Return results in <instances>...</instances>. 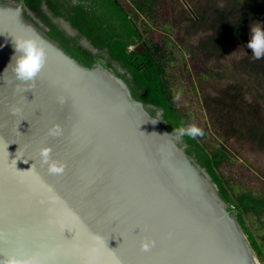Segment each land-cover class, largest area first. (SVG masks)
<instances>
[{
  "label": "water",
  "instance_id": "1",
  "mask_svg": "<svg viewBox=\"0 0 264 264\" xmlns=\"http://www.w3.org/2000/svg\"><path fill=\"white\" fill-rule=\"evenodd\" d=\"M29 12L21 2L0 0V140L7 135L9 112L29 117L18 126L22 134L32 133L21 144L35 140L28 163L15 159L16 143L0 162V233L27 229L55 239L63 251L52 264H260L234 212L170 131L162 111L150 113L122 78L100 64L84 66L65 53ZM15 35L35 37L46 51L30 81L17 79L9 65ZM43 146L63 165L61 171L74 170V189L66 190L65 177L40 185L10 175L7 159L21 172L36 168L31 158L43 165ZM89 190L92 201L73 199ZM98 205L105 210L99 212ZM66 215L76 231L65 229L57 237L49 226ZM134 224L140 228L131 232ZM8 256L21 259L0 251Z\"/></svg>",
  "mask_w": 264,
  "mask_h": 264
},
{
  "label": "trees",
  "instance_id": "2",
  "mask_svg": "<svg viewBox=\"0 0 264 264\" xmlns=\"http://www.w3.org/2000/svg\"><path fill=\"white\" fill-rule=\"evenodd\" d=\"M43 0H23L25 5L31 11L37 14L46 22L48 18L43 14L40 4ZM55 14H61L54 6L50 4V0H44ZM69 21L72 26L77 28L80 33L88 38L92 45L102 49L107 47L109 57L115 61L122 63L123 66L130 70L132 76L129 80V87L133 98L141 101L148 106L150 113H154L156 109H160L161 117L168 125L172 133L182 127H189V117L184 109L180 106L175 98L170 81L167 78L165 65L167 56L164 52L156 55V60L149 58L147 55L143 60V65L134 67L133 52L129 51L130 46L136 43L137 33L135 28L128 20V10L122 3H114L111 0H70ZM143 12L149 19L157 17L159 12L155 10L156 0H128ZM188 8L185 6L180 10L178 17L187 19L192 22V27L197 29L199 26L204 27L209 33L202 37L199 41V56L201 61L206 62L213 55L221 53L228 49H236L244 46L250 39V26L256 21L264 20V0H186ZM163 11L164 22L172 15L169 14L174 8H168L164 3ZM181 20L177 23H181ZM171 25V27H169ZM166 30H172L173 34L181 35V29H174L173 23H168ZM52 38H57L61 42L67 52L75 59L83 62L86 66H90L97 55H92L90 51L79 45H69L59 35L47 33ZM185 34V32L183 33ZM54 35L55 37H53ZM55 38V39H56ZM194 59L199 63V59ZM264 58V57H262ZM261 63L252 62L251 71L261 70ZM207 66V64H204ZM203 65V66H204ZM202 66V65H201ZM250 73V72H249ZM210 77L209 73L205 74ZM118 76V75H117ZM245 73V77H248ZM221 77V76H217ZM245 87L247 84H244ZM236 88L242 86L236 84ZM228 107L221 108V111L227 115L236 114V110L241 103V99L235 95H231ZM241 111L242 109L239 108ZM243 116V115H241ZM244 117V116H243ZM244 120L239 122L244 123ZM236 122V117H235ZM238 122V123H239ZM241 123V124H242ZM240 124V125H241ZM235 123L230 124L229 136L236 138H246L255 146L264 147V128L261 121H252L251 124L244 123L245 129L241 130ZM239 126V124H238ZM200 129L202 136L196 138L185 135L179 140L180 144L185 145V152L195 158L196 162L205 168L211 180L216 184L220 197L228 204V210L234 212L245 236L247 237L252 249L255 252L260 264H264V186L255 188H243L237 186L230 180L225 172L224 167L230 164V153L227 147L220 143L214 148H209L206 144L208 136L207 128ZM247 219L253 220L252 226Z\"/></svg>",
  "mask_w": 264,
  "mask_h": 264
},
{
  "label": "rangeland",
  "instance_id": "3",
  "mask_svg": "<svg viewBox=\"0 0 264 264\" xmlns=\"http://www.w3.org/2000/svg\"><path fill=\"white\" fill-rule=\"evenodd\" d=\"M120 1L129 13L135 12V7L128 0ZM164 3L168 5V8H174L175 11L174 13L171 10L169 14L172 17L170 20L167 18L166 23H163ZM153 4H155L154 8L159 12V15L155 20L151 18L150 21L138 15L139 23L141 24V20H144V23L156 25V27L151 28L144 27L143 30L151 31L158 42H163L166 35H171L175 41H179L181 44L177 43V45L170 38L171 43L169 42L170 46L166 52L165 71L177 103L184 107L189 117V125L207 128L208 136L205 141L209 148H214L216 144L220 143L227 147L231 161L223 170L226 176L232 180V183L234 182L243 188L263 187L264 147L255 146L246 138L229 136L230 130L228 128H230L231 123H235L234 126L244 130L245 122L250 125L255 120L261 121L264 128V63L261 70L251 71L252 62L261 63V59H255L251 49H248L246 44L213 55L206 62L201 61L200 58H197V55L201 54L199 53L200 47H198L199 41L209 32L201 26L195 29L192 27L191 20H181L178 17L184 6L188 8L187 1L156 0ZM180 20L182 24L177 23ZM168 23H173L174 29L177 28V25L179 30L183 26L181 32L183 36L178 37L177 34H173L172 28L159 36L158 27L163 24L168 25ZM261 23L264 24V20H261ZM161 32L163 31L161 30ZM184 32L185 34H183ZM164 43H168V40ZM196 58L197 61L200 60L199 63L194 60ZM262 59L264 60V58ZM206 73L212 76L207 77ZM245 73H248L249 76L245 77ZM218 75L221 77H217ZM245 83L247 84L246 87ZM236 84L242 87L236 88ZM231 95L239 97L241 103L236 114L227 115L221 111V108L222 106L228 107L229 100L232 99ZM239 108L242 110L240 111ZM245 118V122H241V124L239 121ZM247 221L255 226L253 220L247 219Z\"/></svg>",
  "mask_w": 264,
  "mask_h": 264
},
{
  "label": "snow or ice",
  "instance_id": "4",
  "mask_svg": "<svg viewBox=\"0 0 264 264\" xmlns=\"http://www.w3.org/2000/svg\"><path fill=\"white\" fill-rule=\"evenodd\" d=\"M3 33L5 32L0 30V34ZM6 118L9 119V124L6 130L7 135H5L3 140H0V162H4L6 159V149H8V145L16 143L19 145V147L15 152V159H23L25 163H28V159L30 158L28 155V149L31 147L32 143H35V140L21 144V140L24 137L31 136L32 133L29 131L27 134H22L18 130V126L20 125L21 120H29V117L27 115L17 116L14 115L13 112H9L7 113ZM38 138L39 137H36L35 139ZM48 155L50 157L53 156L54 153L49 152ZM31 159L36 165V168L31 172L18 171L12 160L9 161V159H7L8 171L10 175L14 178L22 179L25 182H35L40 185H43L44 182L51 183L57 177H65L66 190L71 191L76 187V181L71 179L74 170L65 169L64 171L59 172L49 171L47 170V165L45 163L41 165L39 161H36L34 158ZM42 167L44 171H37ZM45 172H47V175H45ZM81 183H83V181H81ZM81 196H83L87 201H92L94 199L95 193L91 190H89L87 195H84L83 193H77L73 199L78 200L81 198ZM97 210L99 212H103L105 209L98 205ZM71 212L74 217H80V213L76 211L75 207L71 208ZM136 227L140 228L138 225H132L130 228L131 232L132 229ZM49 229L54 232L55 236L57 237H64L65 229H67L68 232L72 234H74L76 231L73 218L67 215L65 218L58 220L54 225H50ZM61 229L63 230L61 231ZM103 243L106 244V242ZM105 250L112 251V254L115 255V251L109 250L108 247H106ZM0 251L15 252L20 256L21 259L31 258L33 264H52V262L62 254L63 250L57 246V241L55 239L49 238L48 236L38 238L33 236L30 230L27 229L23 231L5 229L4 233H0ZM183 258L185 257H180V259ZM119 264H122V262H119Z\"/></svg>",
  "mask_w": 264,
  "mask_h": 264
},
{
  "label": "flooded vegetation",
  "instance_id": "5",
  "mask_svg": "<svg viewBox=\"0 0 264 264\" xmlns=\"http://www.w3.org/2000/svg\"><path fill=\"white\" fill-rule=\"evenodd\" d=\"M16 1L21 2L22 5H25L23 0H16ZM111 1L114 3H117V2L121 3L120 0H111ZM71 3L73 5L75 4L73 1H70V0H50V4L52 6H54V8L61 13V14H55L53 9L49 5H47L46 2L43 0L40 4V8H41L43 14L45 15V17L48 18L49 23H46L37 14L36 11L34 12V11H31L29 9L30 12H29V14H26V15L29 18H31L32 21L39 28H41V30H43L45 32V34L51 40L57 42L59 47L61 49H63L65 51V53L69 54L67 52V50L61 46V44H60L61 42H59V40L54 35H56V34L59 35L61 37V39L65 40L67 42V44H69V45H72V44H74L75 46L79 45L82 48L90 51V53L92 55H97V58L94 59V61L92 62L91 65L100 64L102 67H104L105 69H107L111 73L118 75L120 78L123 79V81L125 82V84L127 85L128 89L130 91V87H129L130 81L125 80L123 77L120 76V75H122L126 79H130L132 76L130 70H128V68L123 66L122 63L111 59L109 57V50L107 47H104L102 49L96 48L95 46L92 45L91 41L84 36V34L80 33L77 28L72 26V24L68 18ZM133 6L135 7V12L128 13V20L130 21L131 25L135 28V31L137 33V41L135 44L130 46L129 51L133 52V55H134L133 59L135 62L133 63V66L139 67V66L143 65V60H140V57L144 58L147 55L149 58H151V56L149 55L150 52L154 56L153 60H156L155 57H156L157 53L160 54V53L164 52L166 55V52L169 49L168 46H170V43H171L170 38H172V37H171V35L165 34L166 37L163 40V42L162 41L158 42L157 38L156 39L154 38L153 33L151 31L143 30L144 27L151 28V27H156V25L152 26L149 23H146V22L144 23V20H141V24H140L139 23L140 18H138L139 17L138 15H140L141 17H143L147 21H150V19L143 12H141V11L139 12L138 8L135 5H133ZM126 12H127V10H126ZM151 18H153L155 20V17H151ZM142 24H143V26H140ZM158 28H159V36H160V34L168 31V30H166V26L164 24ZM161 30L163 32H161ZM47 33H54V35H52V36L55 37L56 39L50 37ZM159 36H158V38H159ZM172 39H173V41H175L174 37ZM166 40H168V43L165 44L164 42ZM175 43L177 44V43H179V41H175ZM77 61L80 62L81 64H83L84 66H86L83 62H81L79 60H77ZM130 93H131V91H130ZM148 106L152 107L150 105H145L146 109H148Z\"/></svg>",
  "mask_w": 264,
  "mask_h": 264
},
{
  "label": "clouds",
  "instance_id": "6",
  "mask_svg": "<svg viewBox=\"0 0 264 264\" xmlns=\"http://www.w3.org/2000/svg\"><path fill=\"white\" fill-rule=\"evenodd\" d=\"M13 43L14 53L9 65H11L17 79L30 81L37 76L44 63L46 57L45 48L32 36L15 35L13 36ZM246 46L248 49H251V53L255 59L264 57V24L256 21L250 26V39L247 41ZM53 132L54 134H58V130L56 129ZM176 135L178 138H182L185 135L196 138L197 136H202L203 132L198 127L189 126L177 129ZM49 152L50 149L46 146L39 148L42 163L47 165L49 171H61L63 165L51 160L48 155ZM142 247L146 249L149 247V244L144 242L142 243ZM0 264H33V261L31 258L19 259L15 256H8L0 257Z\"/></svg>",
  "mask_w": 264,
  "mask_h": 264
}]
</instances>
